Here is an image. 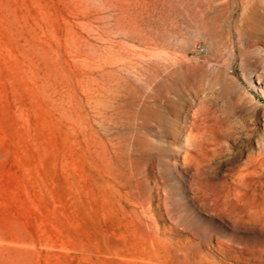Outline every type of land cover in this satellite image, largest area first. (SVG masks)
<instances>
[{"label":"rangeland","instance_id":"374dc122","mask_svg":"<svg viewBox=\"0 0 264 264\" xmlns=\"http://www.w3.org/2000/svg\"><path fill=\"white\" fill-rule=\"evenodd\" d=\"M248 157L264 0H0V264H264Z\"/></svg>","mask_w":264,"mask_h":264},{"label":"bare ground","instance_id":"6f19581e","mask_svg":"<svg viewBox=\"0 0 264 264\" xmlns=\"http://www.w3.org/2000/svg\"><path fill=\"white\" fill-rule=\"evenodd\" d=\"M242 170L244 172L240 171V174L237 171L239 176L234 183V193L231 197L233 204L241 206L253 219H260V214L264 213V157H248L243 162ZM230 196L231 193L225 194V200Z\"/></svg>","mask_w":264,"mask_h":264},{"label":"built area","instance_id":"2783aa9c","mask_svg":"<svg viewBox=\"0 0 264 264\" xmlns=\"http://www.w3.org/2000/svg\"><path fill=\"white\" fill-rule=\"evenodd\" d=\"M196 47H197L198 50H200L202 52H206L207 51V48L202 43H197Z\"/></svg>","mask_w":264,"mask_h":264}]
</instances>
